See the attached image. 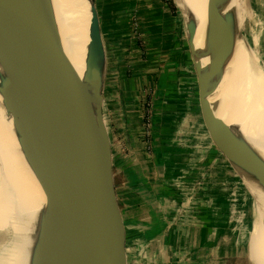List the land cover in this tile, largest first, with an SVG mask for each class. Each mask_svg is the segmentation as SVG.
<instances>
[{
    "label": "water",
    "instance_id": "water-1",
    "mask_svg": "<svg viewBox=\"0 0 264 264\" xmlns=\"http://www.w3.org/2000/svg\"><path fill=\"white\" fill-rule=\"evenodd\" d=\"M218 1L208 4L214 69L206 72L197 60L195 34L190 23L186 27L203 133L236 176L240 194L246 184L239 166L252 169L264 187V164L242 160L244 149L209 101L214 91L206 90V84L224 70L237 22L236 13L222 14ZM95 3L91 0V44L80 76L64 60L51 0H0V67L5 74L0 94L46 198L50 241L44 245L43 264L138 263L130 258L135 240L118 191L120 147L106 104V51Z\"/></svg>",
    "mask_w": 264,
    "mask_h": 264
},
{
    "label": "crops",
    "instance_id": "crops-1",
    "mask_svg": "<svg viewBox=\"0 0 264 264\" xmlns=\"http://www.w3.org/2000/svg\"><path fill=\"white\" fill-rule=\"evenodd\" d=\"M100 3L106 104L120 147L118 191L141 253L137 264H245L247 228L230 220L241 192L199 124L186 24L185 42L172 0ZM86 37L90 47V20ZM148 102L155 109L149 144Z\"/></svg>",
    "mask_w": 264,
    "mask_h": 264
},
{
    "label": "bare ground",
    "instance_id": "bare-ground-1",
    "mask_svg": "<svg viewBox=\"0 0 264 264\" xmlns=\"http://www.w3.org/2000/svg\"><path fill=\"white\" fill-rule=\"evenodd\" d=\"M225 1H228V11L225 9L227 12L222 14L236 13L237 22L232 29L233 48L224 70L206 84V90L214 91L209 101L216 116L232 126L238 144L244 149L242 160L264 164V68L248 44L241 45L237 38L235 29L241 25L239 19L245 13V1ZM176 2L184 13L186 24L190 23L194 31L197 60L202 62L206 72L214 69L216 57L211 43L209 0ZM51 3L64 60L81 76L89 53L86 36L91 0H51ZM217 5L220 6L219 1ZM60 64L65 66L62 61ZM3 77L5 74L0 67V86ZM2 99L0 94V264H43L44 245L50 241L46 198L22 152L13 118L8 115ZM229 118L232 124H229ZM240 168L243 172L242 165ZM255 176L252 171L251 178L246 182L257 195ZM257 197L264 206V187L261 183ZM45 236L48 237L47 242ZM249 254L256 264H264V216L258 212Z\"/></svg>",
    "mask_w": 264,
    "mask_h": 264
},
{
    "label": "rangeland",
    "instance_id": "rangeland-1",
    "mask_svg": "<svg viewBox=\"0 0 264 264\" xmlns=\"http://www.w3.org/2000/svg\"><path fill=\"white\" fill-rule=\"evenodd\" d=\"M101 1L102 0H96L95 5L98 7V4ZM172 1H173L174 6H175L174 9L177 10L176 15H177L178 21L180 22L179 24H180V28L182 29L184 41L186 42V40H187V33L185 31L186 18L184 16L183 11L178 6L176 0H172ZM221 1H219L220 6L218 8H220V11L222 13H224V12L226 13L228 11V8H226V7H228L227 6L228 1L227 2L225 0L224 1L221 0ZM244 1H245V5H244L243 9H244L245 13H243V15H241L242 17H240V19H239V21H241L239 24H241V25H239L235 29L236 34H237V38H238V41L241 45L248 44L250 49L257 55L256 57H257L260 65L264 68V0H244ZM124 2H125V0H124ZM221 4H224V5H221ZM221 8H222V10H221ZM225 9L227 11H224ZM97 10H98V8H97ZM249 12H250V14H249ZM248 15L249 16L251 15V16L249 17ZM241 18H243L245 20H243ZM241 34H242V36H241ZM242 37L245 41L243 39L241 40ZM154 116H155V113H154ZM228 117L229 116H227V118ZM187 121H189V120H187ZM154 122H155V118H154ZM193 122H196V121H193ZM228 122H229V124H232V120L230 118L228 119ZM199 124L201 125L200 120H199ZM201 127H202V125H201ZM231 128H232V126H231ZM201 133H199V134H201ZM199 137H201V135H199ZM241 175H242L243 179L249 180L252 176V170L250 168L244 167ZM254 176H255V173H254ZM255 177H256L255 181L257 183V195H259L260 182H259V180H257L258 177L257 176H255ZM239 190L242 191L241 194L240 195L235 194L234 197L236 198V201L231 203L233 205L230 207V210H231L230 211V216H231L230 220L232 221L231 223H234L235 225H237V223H235L234 221H236V222L240 221L241 225L245 224V226L247 228L246 241L242 245L243 251H242V254L240 257H243V259H245V264H256L255 261L250 258V254H249L250 240H251V236H252V233H253L255 225H256L257 212H258V214L260 213L261 215L264 216V206L259 201V199L256 195V191L254 189L252 190L248 184L246 186L244 185V189L242 187H240ZM130 234H131V232H130ZM139 254L141 255V253L139 252L138 244L135 242L134 247L131 244L130 258L134 259V257H135L137 260H139L140 259Z\"/></svg>",
    "mask_w": 264,
    "mask_h": 264
},
{
    "label": "built area",
    "instance_id": "built-area-1",
    "mask_svg": "<svg viewBox=\"0 0 264 264\" xmlns=\"http://www.w3.org/2000/svg\"><path fill=\"white\" fill-rule=\"evenodd\" d=\"M154 104L151 102H148L145 104V115H144V139H147V142L149 144V138L151 137L153 124H154Z\"/></svg>",
    "mask_w": 264,
    "mask_h": 264
}]
</instances>
